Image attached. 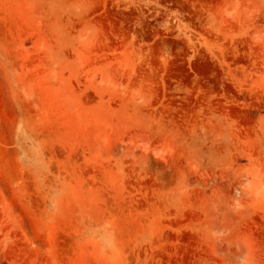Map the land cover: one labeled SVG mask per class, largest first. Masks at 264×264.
Returning a JSON list of instances; mask_svg holds the SVG:
<instances>
[{"label": "rangeland", "instance_id": "1", "mask_svg": "<svg viewBox=\"0 0 264 264\" xmlns=\"http://www.w3.org/2000/svg\"><path fill=\"white\" fill-rule=\"evenodd\" d=\"M0 264H264V0H0Z\"/></svg>", "mask_w": 264, "mask_h": 264}]
</instances>
